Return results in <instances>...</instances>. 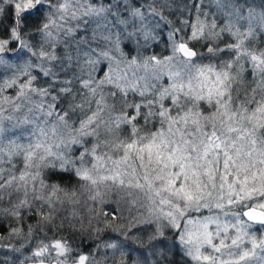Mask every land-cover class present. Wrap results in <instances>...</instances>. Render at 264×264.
<instances>
[{
  "label": "snow or ice",
  "instance_id": "6c2138e0",
  "mask_svg": "<svg viewBox=\"0 0 264 264\" xmlns=\"http://www.w3.org/2000/svg\"><path fill=\"white\" fill-rule=\"evenodd\" d=\"M0 264H264V0H0Z\"/></svg>",
  "mask_w": 264,
  "mask_h": 264
}]
</instances>
